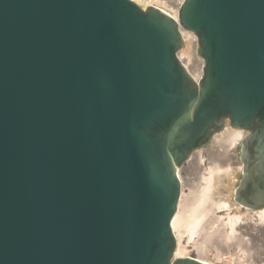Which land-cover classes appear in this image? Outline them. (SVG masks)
I'll list each match as a JSON object with an SVG mask.
<instances>
[{
  "label": "water",
  "instance_id": "water-1",
  "mask_svg": "<svg viewBox=\"0 0 264 264\" xmlns=\"http://www.w3.org/2000/svg\"><path fill=\"white\" fill-rule=\"evenodd\" d=\"M227 118L262 208L264 0H0V264H206L175 258L178 169Z\"/></svg>",
  "mask_w": 264,
  "mask_h": 264
},
{
  "label": "bare ground",
  "instance_id": "bare-ground-1",
  "mask_svg": "<svg viewBox=\"0 0 264 264\" xmlns=\"http://www.w3.org/2000/svg\"><path fill=\"white\" fill-rule=\"evenodd\" d=\"M133 1L142 9H147L148 5L141 0ZM175 18L178 19V16L175 15ZM181 30L184 45L178 55L187 70L198 81L202 76V65L195 37L186 29ZM248 134L249 131L245 129L226 125L214 134L211 143L208 144L209 161L207 164L202 155L203 147L195 150L187 161L190 168L197 171L198 184L197 186L191 185L187 195L184 190L186 183L178 169V176L181 180V197L177 213L172 221L177 239L175 258L192 257L191 250L188 249L192 247L198 254L193 258L206 264H218L224 256L231 261L234 259L231 264H245L241 260L236 261L231 249L238 247L239 252H252V239L243 229H248L253 214L258 215L260 222L264 224V207L252 209L235 199L238 176L244 173V163L239 158L237 148ZM223 211H227L226 216L217 215L218 212ZM184 238L192 245H184ZM234 242L236 246L233 245ZM262 245L264 242L253 248V256L258 260L253 264H264ZM259 247L260 253L257 250Z\"/></svg>",
  "mask_w": 264,
  "mask_h": 264
},
{
  "label": "rangeland",
  "instance_id": "rangeland-1",
  "mask_svg": "<svg viewBox=\"0 0 264 264\" xmlns=\"http://www.w3.org/2000/svg\"><path fill=\"white\" fill-rule=\"evenodd\" d=\"M224 122H225V124H224L223 128H225L226 125L230 124V121H229L228 118L225 119ZM210 143H211V141L209 142V144ZM242 146H243V144L241 143L239 145V147L237 148V151H238L240 159H241ZM202 155H203V159H204L205 163L207 164L208 161H209L208 160V145L203 147ZM190 167L191 166L189 165L188 161H186L181 167H179V171H180L181 177L183 178V180L186 183L185 188H184L185 195L189 194V188L191 187V185L197 186V184H198V181L196 179L197 171H196V169L190 168ZM242 175H243V173H241L238 176V181L236 182V187L239 185L240 180L242 178ZM226 214H227V211H223V212H218L217 213L218 216H226ZM263 227H264V224H262L260 222V219H259L258 215L253 214L250 226L248 227V229L247 228L243 229L244 232L247 233V236L251 237L253 248L258 247L260 243L264 242V228ZM183 244L187 245V246H191L192 245V243H188L187 242L186 238L183 239ZM233 245L236 246L235 242L233 243ZM262 247H264V245H262ZM253 248H252V252H250V253H242L241 251L239 252V248L238 247L231 249V252L233 253V257L236 258V261H240L241 260L245 264L246 263L247 264H253V263L258 261L257 258L253 256V252H254ZM188 249L191 250L190 251V255L192 257H197L198 256L197 252L192 247H188ZM257 250H258L259 253L261 252L260 247ZM240 253H241V255H240ZM262 256H264V254H262ZM231 262H234V259L231 261L230 259H228L227 256H224L223 260L220 261L218 264H231Z\"/></svg>",
  "mask_w": 264,
  "mask_h": 264
},
{
  "label": "built area",
  "instance_id": "built-area-1",
  "mask_svg": "<svg viewBox=\"0 0 264 264\" xmlns=\"http://www.w3.org/2000/svg\"><path fill=\"white\" fill-rule=\"evenodd\" d=\"M141 1L148 5L146 8L157 7L159 9H161L162 11H164L165 13L169 14L170 16H172L174 19H176L175 15H177L178 18H179V11H180V8H181V6H182V4H183V2L185 0H141ZM160 5L162 7H160ZM176 20H178V19H176ZM181 33H182V30H181ZM193 35L195 37V43L197 44L196 47L198 48V37L194 33H193ZM198 56H199V58L201 60V65H202L201 74H203L204 59L199 54H198ZM178 57H179V55H178ZM179 59H180V57H179ZM180 61H181V59H180ZM186 69H187V67H186ZM190 74L192 75V73H190Z\"/></svg>",
  "mask_w": 264,
  "mask_h": 264
}]
</instances>
